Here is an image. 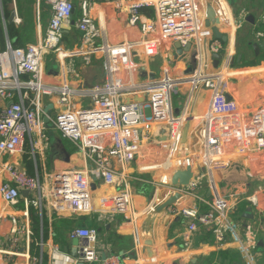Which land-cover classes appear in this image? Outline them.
<instances>
[{
	"label": "built area",
	"instance_id": "obj_1",
	"mask_svg": "<svg viewBox=\"0 0 264 264\" xmlns=\"http://www.w3.org/2000/svg\"><path fill=\"white\" fill-rule=\"evenodd\" d=\"M96 1L78 0L80 15L73 19L74 0H44L50 11L45 33L25 47L8 44L0 50V197L10 205L17 204L22 197L27 207L22 222L17 217L11 219L10 246L14 247L22 235L26 238L33 235L29 206L38 209L40 214L45 208L50 215L68 217L103 214L106 208L125 212L130 206L131 181L123 167L139 160L142 171L171 172L170 177L161 175L156 179L155 190L168 188V194L173 197L188 195L192 201L208 205L207 211L195 204L189 206L175 201L167 206L170 213L188 219L189 231L202 226L212 231L219 243L234 238L242 242L243 251L254 248V232H250L247 245L230 218L238 198L220 193L217 185L219 172L234 159L245 157L251 161L246 165L248 179L259 184L257 191H264V111H243L236 100L227 99L220 90L226 67L210 76L204 70L206 66L197 62L195 71L187 77H176L164 68L154 79L143 69L148 60L160 55V45L169 39L183 48L188 43L195 46L197 60L203 41L213 34V25L207 24L205 11L211 1L127 0L128 24L138 27L142 38L112 44L97 42L100 29L92 15ZM212 2L219 22H230L233 14L227 0ZM143 7L152 8L153 16L141 13ZM15 21L20 19L16 17ZM72 27L79 31V41L66 49L64 33ZM255 37L256 41L264 40V31H257ZM207 47L210 54L222 52V59L226 57L227 63L234 55L233 47L225 49L217 42ZM49 55L58 66L59 82L45 81V59ZM94 57L102 58L104 79L92 84L82 81L75 59L81 58L87 66ZM184 82L190 85L188 99L182 113L175 114L172 97L181 92ZM200 86L212 90L208 108L203 114L192 116L190 121L197 120L198 125L189 133V144L181 145L193 93ZM49 103H52L49 123L74 144L87 163L82 170L56 173L51 188L46 190L38 176L3 158L23 154L28 137L35 159L40 140L46 138L43 116ZM194 164L198 166L197 175L193 174L187 184H182L180 171L192 169ZM97 180L117 189L102 206L96 205L92 198L91 183ZM204 188L210 191L208 199L200 194ZM23 191L27 192L26 196L22 195ZM246 199L258 205L256 193ZM110 209L107 211L111 212ZM69 237L79 239L74 256L65 253L53 240L39 243L41 248L47 245V264L78 261L120 264L122 255L108 252L95 228L76 227L69 232ZM135 237L139 238V234ZM17 256L26 257L27 264H41V259L28 249Z\"/></svg>",
	"mask_w": 264,
	"mask_h": 264
},
{
	"label": "crops",
	"instance_id": "obj_2",
	"mask_svg": "<svg viewBox=\"0 0 264 264\" xmlns=\"http://www.w3.org/2000/svg\"><path fill=\"white\" fill-rule=\"evenodd\" d=\"M31 1L33 21L35 24L34 40L31 42L27 41L23 44L24 46H13L11 43L13 41L7 33V24L18 27L21 23L15 0H13L11 4L12 10L10 11V14L12 12L14 13L12 22H9L10 14L5 18L0 2L3 23V26L0 23V50L5 49L8 44L13 47H25L30 43L37 42L38 38L45 33L50 19L49 7L44 0H40L38 6L39 15H37V0ZM77 1L78 0H74L75 19L80 15V7ZM210 1L213 4L212 0ZM242 3V6L239 8L241 13L237 18L233 16L230 22H222L223 24L216 25L220 36H227L226 41H223L220 37H216L213 32L210 38L203 41L200 47L201 54L198 57L199 60L197 59L198 61L196 60L195 63L198 62V64H201L203 67L206 66L204 70L208 72L210 76L217 75L218 71L226 67L227 73L223 74L224 79L222 83H220V90L229 96L230 99L236 100L240 109L243 111H264V59L261 58L262 53H260L259 56L252 54L251 59L245 56L246 60L245 58L243 59L242 56L241 60H245L244 64L238 62L231 66L232 60L237 57L238 54L236 52V37L240 35L239 29L241 26L245 24L250 26L253 36L252 40L255 41V33L257 31H264V27L258 28L264 21V0H242ZM224 4L226 5V3ZM45 11L46 16L43 15ZM92 15L100 29V37L97 39L98 43H121L127 40H140L142 38L139 28L128 24L129 14L127 11V0H112L110 3H105L104 0H97L92 7ZM249 15H251L253 23L247 19ZM147 16L152 17L153 11L152 15ZM16 17L20 19L19 22L15 21ZM45 19L46 25L45 28L42 29V24ZM65 31L68 32V34L63 39V42L65 41L68 47H73L78 43L80 33L75 27L66 29ZM230 34H233V37H231ZM212 42L221 44L225 49L233 47L234 55L229 59V63L224 61V59H226L225 57L221 60L218 68L213 67L214 53L210 54L207 47V45ZM176 44L179 43L172 39L163 41L161 44L162 46H160V55L148 60L143 69L149 73L150 79L158 77L164 68L170 69L176 77H187L188 74L190 75L195 71L196 64H194V61L190 57L193 56L195 46L192 47L191 45L187 51H184L183 47L179 44V49L182 50V52H180ZM50 61H52L51 55L45 59V81L59 82V70L55 71L53 68H50L48 64ZM99 63H101L100 66L96 65ZM75 65L82 81H87L92 84L103 81L104 72L101 57H94L91 64L87 66L83 64L81 58H77L75 59ZM88 71L91 73V78L87 80L86 73ZM141 74H143V71ZM241 83L243 84L240 85ZM189 87V83L184 82L180 87L181 92L175 94L174 101L180 108L179 110L173 107L175 114L182 113V109L188 99ZM211 91L212 90L209 88L207 104L203 107V111L201 112L196 108L197 100L201 95V87L194 91L191 100L192 104L193 99L196 97L192 110L193 115H201L207 110ZM197 122V120L190 122L186 145L189 144L191 140L189 133L198 125ZM54 129L53 132H50L49 124L47 125L45 131L46 138L40 140L39 149L35 152V159L30 152L31 145L28 137L26 138L23 154L3 158L4 160L7 159L19 164V166L25 168L28 173L38 176L41 183L45 185L46 190L51 188L52 177L56 173L69 170H82L86 167L87 163L74 144L65 138L59 130L56 128ZM37 136H35V138ZM63 150L69 153L67 161L65 160V153ZM249 164H251V161H247L245 157L234 159L229 168L219 172L217 186L218 191L222 194L236 193V195H238L236 205L230 212V218L237 227L238 236L243 242L246 243V241L249 240L250 232H254L256 241L254 248L248 247L243 251L241 248L242 242L234 238H228L225 243H219L214 233L202 226H199L196 231H189L187 226L188 219L182 215L170 213L167 206L162 210H158L160 205L173 197V195L168 194V188L158 187L155 190L154 182L161 175L170 177L171 172L166 170H155L151 172L142 171L139 160L126 164L123 167L125 172L129 173L128 175L131 181L129 209L125 212H119L106 208L103 214L98 212L91 214L97 217V223H95L96 225L93 228L97 230L98 237L102 241L104 248L106 250L108 249V252L115 254L120 253L119 255H122L120 264H249L250 261L254 264H264V191H262V193L257 191L259 184L257 182L251 183L248 179L246 165ZM236 165L239 167L233 168V166ZM197 168L198 166L196 164L192 169L188 168L185 171L192 170V173L197 175ZM234 169H236V171H234ZM185 171L181 170L180 173H186ZM102 186L107 185L102 184L98 180L94 182V186H91L92 198L96 205L100 206H102V202L105 201L107 197L114 195L117 191L114 186H107L113 192V194H110L111 192L102 189ZM202 191L204 192L203 194L201 193ZM254 193H256L258 198V205H253L246 199L247 196ZM167 194L169 196H166ZM200 194L206 199L210 197L208 188L201 190ZM22 195L24 194L22 193ZM157 199L160 201L158 202ZM175 203H183L189 206L195 204L200 206L202 211H207L209 209L207 204L192 201L188 195H180L175 200ZM151 207L154 208L153 211H151ZM26 208V204L22 197L19 198L18 203L15 205L5 203L0 197V264H27L26 257L17 256V253H23L27 249L32 255L40 258L42 264V253H47V251H45L47 245L41 248L39 245L41 241L47 243L53 240L58 244L62 242L63 251L71 255L70 251L73 244L72 239L69 237V232L76 227L83 228L74 220L78 217H68L66 215L59 216L55 213L50 215L45 208L42 209L40 214L39 210L32 206L28 207V213L32 208L35 211V215L38 216L35 217L37 218L36 220L29 214L33 235L29 238L22 235L14 247L10 246L9 233L12 226L11 219L12 217H17L19 221L22 222V214L25 212ZM109 209L111 212L107 211ZM43 212L45 213L48 224L46 229L47 236L44 240L40 221ZM246 215H252V217H246ZM66 219L74 220V225L65 224L64 220ZM101 220L102 222H99ZM100 225L104 226L107 231L104 238H101L99 234ZM37 227H39V233ZM144 232L150 234L153 241L152 245L145 244L144 237L142 236ZM137 233L139 234V238L135 237ZM55 235L57 241L54 239ZM84 240V237L80 238V242L83 243ZM116 244L125 251H120L119 253L113 252L112 248Z\"/></svg>",
	"mask_w": 264,
	"mask_h": 264
},
{
	"label": "trees",
	"instance_id": "obj_3",
	"mask_svg": "<svg viewBox=\"0 0 264 264\" xmlns=\"http://www.w3.org/2000/svg\"><path fill=\"white\" fill-rule=\"evenodd\" d=\"M232 5H234V0H228ZM1 6L5 15V18H7L10 14L11 9V4L13 0H0ZM18 15L21 18V23L19 24L18 27L12 26V24H7V33L8 36L11 38L13 42V46H24L27 41L31 42L34 40V32H35V24L33 21V15H32V1L31 0H15ZM152 8H141L140 12L147 14V15H152ZM43 15L46 16V11L43 12ZM75 11L73 13V19H75ZM264 27V21L262 24L258 26V28H263ZM247 29L246 31L251 32L250 26H247V24L241 26L239 29V33H241V30ZM68 32L65 31L64 33V38L67 36ZM252 36V34H251ZM254 40H250L252 42ZM72 48V47H71ZM261 58L264 59V51L261 52ZM252 54H254L252 52ZM259 56V55H258ZM34 209H30L29 214L32 216V218L36 219L35 217H38L34 213ZM78 225H81L83 228H91L95 227V223H97V217L94 215H85V216H80L76 219H74ZM41 225H42V236L43 240L46 238V229H47V220L45 218V213L43 212V215L41 217ZM65 224L69 225L73 220L71 219H66L64 220ZM38 222V221H37ZM38 233H39V227H37ZM57 235V234H56ZM56 235L54 236L55 240L57 241ZM60 247L62 249V242L59 243ZM68 244V243H65ZM117 247V248H116ZM112 248V247H111ZM63 250V249H62ZM113 252H123L125 250H122L121 247H119L117 244L113 246L112 248ZM120 254V253H119ZM48 261V256L46 252L42 253V264H47Z\"/></svg>",
	"mask_w": 264,
	"mask_h": 264
},
{
	"label": "water",
	"instance_id": "obj_4",
	"mask_svg": "<svg viewBox=\"0 0 264 264\" xmlns=\"http://www.w3.org/2000/svg\"><path fill=\"white\" fill-rule=\"evenodd\" d=\"M206 15H207V24L208 25H213V32L215 33V36L222 38L223 41H226L227 36L226 35L220 36V33H219V31H218V29H217V27L215 25V24L219 23V20L215 16V12H214L213 6H211V5L207 6ZM13 17H14V13L12 12L10 14V17H9V22L13 21ZM247 19L253 23V19H252L251 15H249L247 17ZM249 44H250L252 52L254 53L255 56H258L261 52L264 51V40H257V41L254 40V41L250 42ZM176 47H178V49H179V44H176ZM190 47H191V44L188 43L187 46L183 48V50L187 51V49H189ZM178 51L182 52L181 49H179ZM194 56H195V53L193 52L192 59L194 61V64H196L195 63L196 59H195ZM241 57H242L241 54H238V56H237L238 61L241 59ZM221 60H222V54L221 53H214L213 54V67L214 68H218L219 65H220ZM194 67H195V65H194ZM196 96H197V93H196ZM226 97H227V99H230L229 96L226 95ZM195 99H196V97H195ZM195 99H193V102L191 104L190 113H189L190 117L186 121V123H185V125L183 127V132H182V136H181V145H185V143H186V139H187V135H188V131H189V125H190V122H191L190 119L193 116L192 110H193ZM44 111H45V115L43 116V121L45 122L46 125H48V123H49L48 116L51 114V111H52V103L47 104L45 106ZM63 152L65 153V160L67 161L68 158H69V153L67 151H65V150H63ZM185 172L186 173L182 172V173L179 174L180 175V181H181L182 184H187L189 179H190V177H191V171L190 170L185 171ZM91 186H94V183H91ZM22 193L24 195H27L26 191H23ZM177 197H178V195H175L174 197H171L170 199H168L167 201L162 203L160 205V207L158 208V210H162L163 208H165L169 204L173 203ZM246 217H252V215H246ZM142 236L144 237V241H145L146 245H152L153 241L151 239L150 234L144 232L142 234ZM78 242H79V239H77V238L72 239L73 246L71 247L70 253L73 256L76 254V246H77ZM45 251H47V248L45 249ZM76 264H83V262L78 261Z\"/></svg>",
	"mask_w": 264,
	"mask_h": 264
},
{
	"label": "rangeland",
	"instance_id": "obj_5",
	"mask_svg": "<svg viewBox=\"0 0 264 264\" xmlns=\"http://www.w3.org/2000/svg\"><path fill=\"white\" fill-rule=\"evenodd\" d=\"M228 1V0H227ZM229 2V1H228ZM242 0H234V5H232L230 2H229V5H230V8H231V10H232V13H233V16H234V18H237L238 17V15L241 13L240 11H239V8L242 6ZM208 5H211L212 6V4L210 3V2H208L207 4H206V6H205V8H207V6ZM206 10V9H205ZM0 23L2 24V26H3V23H2V14H1V9H0ZM220 24H223L222 22H219V24L218 25H220ZM45 25H46V19H45V21L43 22V24H42V29H44L45 28ZM247 29H244V30H241V33H240V35H237V37H238V39H237V37H236V52L238 53V54H241V56H243V59L245 58V60H246V57L245 56H247V57H250L249 59H251L252 58V49H251V46H250V44H249V41L251 40V39H253V36H251V32H249V31H246ZM255 33V32H254ZM214 35H215V33H214ZM64 46H65V48L66 49H70L71 47H68L67 46V44H65V41H64ZM160 46H162V45H160ZM238 54H237V56H238ZM191 57V59H192V57L193 56H190ZM193 60V59H192ZM245 60H237V57H235L233 60H232V64H231V66H233V65H235L236 63H238V62H240V64H244V61ZM49 67L50 68H53L55 71H58V66L54 63V62H52V61H50L49 63ZM96 65H98V66H100L101 65V63H99V64H96ZM91 76V73H90V71H88L87 73H86V79L88 80L89 78H91L90 77ZM69 79H71V76H69ZM243 83H241L240 85H242ZM209 93V88H207V87H201V95L199 96V98H198V100H197V103H196V108L197 109H199L200 110V112L201 111H203V107L207 104V98H208V94ZM175 94L173 95V97H172V100H173V107H174V109H179L180 110V108H179V106L176 104V102L174 101L175 100ZM182 100H183V97H182ZM49 130H50V132L52 131H54L55 129H54V127L52 126V124L51 123H49ZM57 131V130H56ZM58 132V131H57ZM194 166H196V164H194ZM193 166V167H194ZM234 167H239V166H233V168ZM227 168H229V167H227ZM183 170V169H182ZM185 171V170H184ZM234 171H236V169H234ZM194 173H192V171H191V177H192V175H193ZM102 189H105V190H111L110 188H108L107 186H102L101 187ZM114 191V190H113ZM202 194L204 193L203 191L201 192ZM230 194H233L234 196L233 197H237L238 198V195H236V193H230ZM101 219V218H100ZM103 221H105V220H103ZM99 222H102V220L101 221H99ZM71 225H74V220L70 223ZM103 224V223H102ZM106 230H105V227L104 226H99V234H100V237L101 238H104L105 237V234H106ZM169 264V263H168Z\"/></svg>",
	"mask_w": 264,
	"mask_h": 264
},
{
	"label": "bare ground",
	"instance_id": "obj_6",
	"mask_svg": "<svg viewBox=\"0 0 264 264\" xmlns=\"http://www.w3.org/2000/svg\"><path fill=\"white\" fill-rule=\"evenodd\" d=\"M109 192H111L110 194H113L112 190H109ZM111 197V196H110Z\"/></svg>",
	"mask_w": 264,
	"mask_h": 264
}]
</instances>
